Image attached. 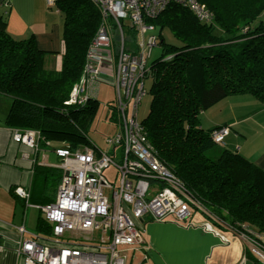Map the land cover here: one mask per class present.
Returning <instances> with one entry per match:
<instances>
[{"label": "trees", "instance_id": "trees-1", "mask_svg": "<svg viewBox=\"0 0 264 264\" xmlns=\"http://www.w3.org/2000/svg\"><path fill=\"white\" fill-rule=\"evenodd\" d=\"M197 2L207 18L197 19L188 7L172 3L149 20L159 31L161 55L145 73L151 78L150 104L138 139L200 207L235 234L259 236H254L258 245L264 243V170L227 148L208 156L225 145L231 127L204 129L200 117L229 96L247 94L264 102V26L254 25L264 0ZM54 8L63 17L56 71L45 68V53L33 39H13L0 17V95L10 100L8 127L38 131L44 142L76 150L90 143L86 132L100 110L99 93L86 92L81 104L67 102L74 85L89 78L87 55L102 17L90 0H55ZM162 30L177 43L164 41ZM102 85L115 90L103 82L98 90ZM112 109L118 133L116 90ZM221 130L227 135L217 144L213 134ZM40 172H49L57 185L62 177L59 169ZM38 231L51 234L40 220Z\"/></svg>", "mask_w": 264, "mask_h": 264}, {"label": "built area", "instance_id": "built-area-1", "mask_svg": "<svg viewBox=\"0 0 264 264\" xmlns=\"http://www.w3.org/2000/svg\"><path fill=\"white\" fill-rule=\"evenodd\" d=\"M45 1L47 6L54 7L55 0ZM90 2L100 12L102 23L87 55L89 78H82L74 85L67 104L83 103L86 92L97 94L101 82L114 86L121 127L115 137L106 139L112 155L103 152L95 155L90 147L54 151L63 161L62 177L54 201L39 207L53 237L43 240L35 233L23 238L26 229L16 228L19 239L14 250L22 264H125L123 251L141 244L142 229L136 220L143 224L148 216L154 222H184L191 215L190 206L215 219L150 155L138 139L140 125L133 119L146 93L148 59L157 45L155 27L149 20L172 3L188 7L197 19L207 18L205 9L197 0ZM130 102L133 118L127 120ZM226 135V130L214 133V142L221 144ZM34 137L33 132H16L13 140L32 145ZM118 147L122 152L117 161ZM110 168L118 172L117 185L109 183L104 176ZM105 189L111 191L109 198L104 195ZM15 192L21 198H28V193L20 189ZM95 230L99 233L93 237ZM74 233L78 237H73ZM255 245L264 263V246Z\"/></svg>", "mask_w": 264, "mask_h": 264}, {"label": "crops", "instance_id": "crops-1", "mask_svg": "<svg viewBox=\"0 0 264 264\" xmlns=\"http://www.w3.org/2000/svg\"><path fill=\"white\" fill-rule=\"evenodd\" d=\"M5 6L7 10L5 9L2 15L6 19L8 34L12 38L15 37V40H17L16 37L18 40L33 39L37 48L45 53V60L55 58L53 62L55 68L49 66L47 70H59L62 51V15L54 7L47 6L45 0H0V10ZM29 33L31 37L28 38ZM97 91L100 92V90ZM235 96L242 95L229 96L220 101L225 103L218 102L214 105L224 104L228 116L222 120L224 124L215 125L213 128L225 125L231 127L230 133L225 138V147L264 170V102L254 98L260 107L246 115H239L233 112V107L237 105L234 103L237 98ZM9 104L10 100L0 95V219L6 222L0 223V261L1 264H22V260L17 257L14 250L15 242L19 239L16 228L21 226L25 228L22 223L23 215L30 213L32 207L39 209L55 199L60 183L54 186L53 200L39 199L37 186L39 185L45 191L49 185L53 184L51 180L54 177H51L49 172L38 173V169H59L63 173L61 169L63 161L54 150L72 149L55 142H44L38 131L8 127L6 115ZM250 121L254 123V126H249ZM213 123L205 115L202 127L211 129ZM24 131L35 133L32 145L14 142V133ZM18 189L28 193V198H21L15 192ZM193 210L196 209H191L190 217L184 222L171 220L154 222L145 216L144 231L142 230L141 241H139L141 244L123 251V256L125 257L124 253L137 250L139 256H144L140 264L145 261L148 264H239L245 263V251L252 253L253 250V256L263 262L262 257L260 259V250L254 244V236L257 238L259 236L251 234L247 238L242 234H235L226 224L199 211L194 213ZM17 211L20 215L17 222L10 220V216L15 215ZM39 220L42 224H47L50 229V225L44 221L41 214L35 220L34 229L37 231L27 232L23 238H28L29 234L35 233L43 240L53 237L51 234L38 231ZM98 233L99 231L95 230L93 237ZM126 259L125 264H127Z\"/></svg>", "mask_w": 264, "mask_h": 264}, {"label": "rangeland", "instance_id": "rangeland-1", "mask_svg": "<svg viewBox=\"0 0 264 264\" xmlns=\"http://www.w3.org/2000/svg\"><path fill=\"white\" fill-rule=\"evenodd\" d=\"M5 9L7 10L6 6L0 10V17L5 18L4 15H2V13L4 14ZM254 25L255 26H264V12L261 15V17L258 18L254 22ZM158 33H159V31L157 29L153 32V34H155V35H158ZM30 35H31V33H29L28 38L31 37ZM161 35L164 37V41H166L168 43H173V44L177 43V41L174 39V37L172 36V34L168 30H162ZM13 38L15 39V37H13ZM16 39L18 40V37H16ZM160 55H161V45L158 44V41H157L156 47H154L151 51L150 58L148 59V65L151 66V64L155 60H157L160 57ZM54 61H55V58H54V60H53V58H51V59L46 58V60L44 62L45 68L47 69V68H49V66L52 68H55V66L53 64ZM150 86H151V78L147 77L144 80V90H145L146 94L142 98L141 103L138 106V111H137L136 115L134 116V118L131 117L133 103L132 102L129 103V113L130 114L128 113L127 120H131L133 118L137 124H140L141 121H143V119L146 117V115L149 111V104H150V95H149ZM235 97H237V98H235L234 103L237 105H235L233 107V112H236V114H239V115L240 114L246 115L250 111L255 110L258 107H260V104H258L255 101V99L258 100L259 102L262 101V100L257 99L256 97H254L252 95H247V94L242 95V96H235ZM98 100L101 103L100 110L97 113V115L94 117V119L92 120V122L89 125V127L87 128V132H86V137H87L88 141L90 142L88 144L87 148L88 147H90L92 149L95 148L94 149L95 155L98 154L97 150L105 152L109 155H112V147L107 144L106 139L110 138V137H114L115 134L117 133L116 124L114 121L115 115H113V109H112V107L115 105V90L112 87L102 85L100 87ZM220 103H225V102H220ZM219 107H221L220 110H216ZM227 114H228V111H227V108H224V104H218L217 106H213V107L207 109L206 111H204L201 114V117H200L201 123L203 122V117L205 115H207L208 119L211 120L212 122H214L211 127H213L215 125H219V124H224L225 122H223L222 120L227 118V116H228ZM248 124H249V126H254V123L252 121H250ZM224 143H225V141H224ZM221 148H226V147H225V145L223 147L217 146V148L215 147L213 149V151H210L208 153V156H210L214 151L222 150ZM121 152H122L121 147L116 148V158L115 159L117 161L120 159ZM54 161H56V164L58 165V162L55 158H54ZM104 176L106 177V179L109 183H112L113 185H117L119 175H118V172L114 168H110V169L106 170L104 172ZM54 185L57 186L56 181L54 182V184L49 185L45 191L38 185L37 186L38 196L45 197V198H51L54 195V189H55ZM104 195L107 198H109L111 196V191L109 189H105ZM26 208L29 210V207L26 206ZM17 209H19V207H17ZM197 211H198L197 209L193 210L194 213H196ZM200 213H202V212H200ZM18 214L19 213L17 211L16 214L10 216L9 219L15 220V222H17L18 216L20 217V215H18ZM25 214L26 215H23L24 221L22 223H24L23 225L25 226L26 231L29 233L30 232H36V230L34 229L35 220H36V218L41 216V214H42V217L44 219L45 218L44 214L42 212L40 213L39 209H37V208L35 209L33 207L31 208L30 213L28 212V214L27 213H25ZM0 223H6V222H4L0 219ZM136 223H137L138 227L144 231V225L141 224L138 220H136ZM72 236L78 237V234L74 233ZM260 244L264 246V243H260ZM254 247H256V246H254ZM137 253H138L137 250L134 252L124 253L125 258H127L126 259L127 264H131V263L132 264H140V261H141V259L142 260L144 259V256H139V254H137ZM252 253H254L253 250H252ZM252 253L250 251H245V256H246L245 264H264L261 260L254 257ZM0 264H1V261H0ZM143 264H148V263L145 261V262H143Z\"/></svg>", "mask_w": 264, "mask_h": 264}]
</instances>
